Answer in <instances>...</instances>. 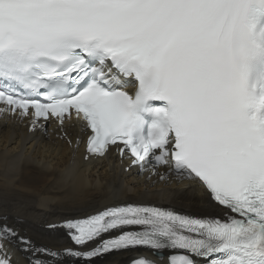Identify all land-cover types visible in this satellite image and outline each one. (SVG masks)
I'll use <instances>...</instances> for the list:
<instances>
[{
  "label": "snow or ice",
  "instance_id": "snow-or-ice-1",
  "mask_svg": "<svg viewBox=\"0 0 264 264\" xmlns=\"http://www.w3.org/2000/svg\"><path fill=\"white\" fill-rule=\"evenodd\" d=\"M0 105L29 131L75 117L85 160L114 148L204 193L197 213L78 209L47 225L60 248L0 215V264H264V0H0Z\"/></svg>",
  "mask_w": 264,
  "mask_h": 264
},
{
  "label": "bare ground",
  "instance_id": "bare-ground-1",
  "mask_svg": "<svg viewBox=\"0 0 264 264\" xmlns=\"http://www.w3.org/2000/svg\"><path fill=\"white\" fill-rule=\"evenodd\" d=\"M87 134L72 121L54 131L52 127L29 131L28 120L0 116V215H6L36 243L55 248L71 246L64 231L48 232L44 227L62 222L78 209L113 203L114 197L182 213H197L203 206V190L192 182L172 178L161 182L158 177L136 175L133 169L122 177V187L114 195L112 152L108 160H85ZM123 256L125 253L110 255L96 264H119Z\"/></svg>",
  "mask_w": 264,
  "mask_h": 264
},
{
  "label": "rangeland",
  "instance_id": "rangeland-1",
  "mask_svg": "<svg viewBox=\"0 0 264 264\" xmlns=\"http://www.w3.org/2000/svg\"><path fill=\"white\" fill-rule=\"evenodd\" d=\"M49 232V231H48Z\"/></svg>",
  "mask_w": 264,
  "mask_h": 264
}]
</instances>
